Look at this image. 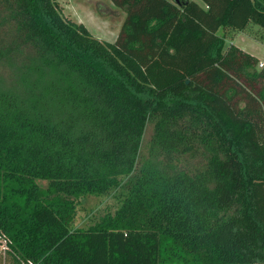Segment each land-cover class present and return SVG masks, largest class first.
<instances>
[{"label": "trees", "instance_id": "1", "mask_svg": "<svg viewBox=\"0 0 264 264\" xmlns=\"http://www.w3.org/2000/svg\"><path fill=\"white\" fill-rule=\"evenodd\" d=\"M58 1H5L1 21L0 234L14 252L264 264V67L224 45L227 29L264 28V2L110 0L125 15L102 41ZM112 192L113 212L73 226L80 197Z\"/></svg>", "mask_w": 264, "mask_h": 264}, {"label": "rangeland", "instance_id": "2", "mask_svg": "<svg viewBox=\"0 0 264 264\" xmlns=\"http://www.w3.org/2000/svg\"><path fill=\"white\" fill-rule=\"evenodd\" d=\"M5 1L10 0H0V47L8 44L13 33L8 23L1 22L6 14ZM193 1L205 7L201 0ZM58 6L64 16L83 23L95 38L102 41H114L125 15L123 9L113 6L110 0H59ZM225 32V46L234 44L264 62V28L249 22L242 30L227 29ZM220 33L221 29L218 31V34ZM0 74L7 78L10 70L0 66ZM151 131L152 124H149L146 127L144 141L149 138ZM192 160L198 161L199 157H194ZM39 183L42 186L46 184L45 181ZM113 195L114 192L80 197L73 226L86 228L105 213L113 212L119 205Z\"/></svg>", "mask_w": 264, "mask_h": 264}, {"label": "built area", "instance_id": "3", "mask_svg": "<svg viewBox=\"0 0 264 264\" xmlns=\"http://www.w3.org/2000/svg\"><path fill=\"white\" fill-rule=\"evenodd\" d=\"M259 67H264V62L259 61ZM0 264H36L30 259L22 258L11 247L10 240L0 234Z\"/></svg>", "mask_w": 264, "mask_h": 264}, {"label": "flooded vegetation", "instance_id": "4", "mask_svg": "<svg viewBox=\"0 0 264 264\" xmlns=\"http://www.w3.org/2000/svg\"><path fill=\"white\" fill-rule=\"evenodd\" d=\"M251 1H262V2H264V0H251Z\"/></svg>", "mask_w": 264, "mask_h": 264}, {"label": "crops", "instance_id": "5", "mask_svg": "<svg viewBox=\"0 0 264 264\" xmlns=\"http://www.w3.org/2000/svg\"><path fill=\"white\" fill-rule=\"evenodd\" d=\"M259 60V59H258ZM260 61V60H259Z\"/></svg>", "mask_w": 264, "mask_h": 264}]
</instances>
